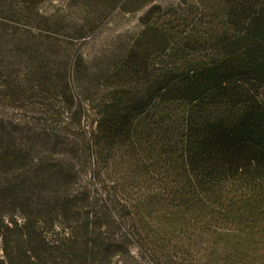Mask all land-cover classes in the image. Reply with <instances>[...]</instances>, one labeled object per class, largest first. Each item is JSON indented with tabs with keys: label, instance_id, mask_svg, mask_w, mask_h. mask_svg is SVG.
<instances>
[{
	"label": "trees",
	"instance_id": "16d2710c",
	"mask_svg": "<svg viewBox=\"0 0 264 264\" xmlns=\"http://www.w3.org/2000/svg\"><path fill=\"white\" fill-rule=\"evenodd\" d=\"M161 2L0 0V264H264V0Z\"/></svg>",
	"mask_w": 264,
	"mask_h": 264
},
{
	"label": "rangeland",
	"instance_id": "374dc122",
	"mask_svg": "<svg viewBox=\"0 0 264 264\" xmlns=\"http://www.w3.org/2000/svg\"><path fill=\"white\" fill-rule=\"evenodd\" d=\"M170 2L172 0H162L161 3ZM79 0H42L41 10L47 14H58L66 18L67 22L75 23L79 19L78 11ZM140 14H123L116 21H107L102 23L94 32V34L84 39H74L77 44L81 43L84 54H91L96 56L108 41H111L114 37L120 34H126L130 32H136L138 29V17ZM71 21V22H70ZM60 39L63 37L60 36ZM65 39V38H64ZM9 113V112H8ZM9 114L19 117L16 112H10ZM131 255L134 260L131 264H147L139 258L136 250H132Z\"/></svg>",
	"mask_w": 264,
	"mask_h": 264
}]
</instances>
